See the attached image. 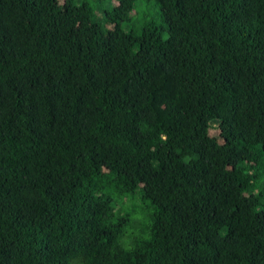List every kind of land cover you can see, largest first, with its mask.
<instances>
[{
	"label": "trees",
	"instance_id": "obj_1",
	"mask_svg": "<svg viewBox=\"0 0 264 264\" xmlns=\"http://www.w3.org/2000/svg\"><path fill=\"white\" fill-rule=\"evenodd\" d=\"M139 1L0 0V264H264V0Z\"/></svg>",
	"mask_w": 264,
	"mask_h": 264
},
{
	"label": "rangeland",
	"instance_id": "obj_2",
	"mask_svg": "<svg viewBox=\"0 0 264 264\" xmlns=\"http://www.w3.org/2000/svg\"><path fill=\"white\" fill-rule=\"evenodd\" d=\"M82 2L84 0H81ZM89 2L92 7L95 9L96 13L100 18L103 17L104 12L111 10L119 0H85ZM148 24H153L157 27L162 34L164 39L168 38V31L166 30V25L164 23L161 11L159 7L156 5L155 0H140L134 11L131 15V20L125 23L124 28L127 31H133L136 33H140L144 27ZM215 133V131H212ZM129 209V208H128Z\"/></svg>",
	"mask_w": 264,
	"mask_h": 264
}]
</instances>
